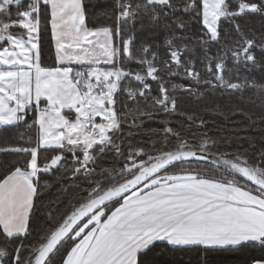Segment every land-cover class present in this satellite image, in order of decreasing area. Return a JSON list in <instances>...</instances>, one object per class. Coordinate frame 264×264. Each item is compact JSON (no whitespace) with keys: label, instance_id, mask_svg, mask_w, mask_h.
<instances>
[{"label":"snow or ice","instance_id":"snow-or-ice-1","mask_svg":"<svg viewBox=\"0 0 264 264\" xmlns=\"http://www.w3.org/2000/svg\"><path fill=\"white\" fill-rule=\"evenodd\" d=\"M217 91L251 109L210 136ZM0 133V264H264V0H0Z\"/></svg>","mask_w":264,"mask_h":264},{"label":"trees","instance_id":"trees-1","mask_svg":"<svg viewBox=\"0 0 264 264\" xmlns=\"http://www.w3.org/2000/svg\"><path fill=\"white\" fill-rule=\"evenodd\" d=\"M54 43L51 41L50 36L45 38V44L42 52V62L46 65H52L54 61ZM179 108L181 112L186 114H194L197 116H202L204 119L209 121V126L211 131L208 135L212 136L214 133L217 136L226 135V132L217 129H222L225 124L223 120V115H231L232 112L239 110L249 111L251 105L247 100L241 101L239 97L235 94H230L226 92L217 91L204 92L202 96L197 97L185 96L180 98ZM235 120L234 125H228V128L245 126V121L237 117H233ZM184 117H176L173 121L174 123H183ZM215 121V124H212ZM156 124H153L155 127ZM187 126V125H185ZM193 130H196V126L193 125ZM201 132L204 129L200 130ZM3 135H10V133H0ZM230 151L233 149H229ZM0 159H12V157H4L0 155ZM187 166V165H185ZM193 168L196 167L195 164L191 165ZM46 199L45 204L48 203L49 199L55 200L60 193L56 190H52L50 195L45 194ZM159 247L155 249L154 255L157 259V264H243L248 253L238 252L235 250H210L204 251L202 248H196L195 250L190 247H172L164 242H157ZM259 244H256V248H259ZM250 251V250H249ZM257 255H260L257 252Z\"/></svg>","mask_w":264,"mask_h":264},{"label":"crops","instance_id":"crops-1","mask_svg":"<svg viewBox=\"0 0 264 264\" xmlns=\"http://www.w3.org/2000/svg\"><path fill=\"white\" fill-rule=\"evenodd\" d=\"M55 49V48H54ZM164 243H166V242H164ZM170 246H172V245H170ZM172 247H180V246H172Z\"/></svg>","mask_w":264,"mask_h":264}]
</instances>
